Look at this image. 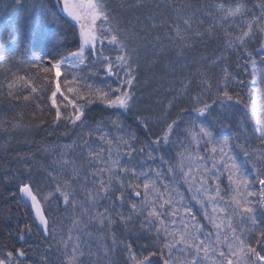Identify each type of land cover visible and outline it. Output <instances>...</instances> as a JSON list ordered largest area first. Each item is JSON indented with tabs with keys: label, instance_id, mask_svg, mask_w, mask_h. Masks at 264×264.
Returning a JSON list of instances; mask_svg holds the SVG:
<instances>
[{
	"label": "trees",
	"instance_id": "16d2710c",
	"mask_svg": "<svg viewBox=\"0 0 264 264\" xmlns=\"http://www.w3.org/2000/svg\"><path fill=\"white\" fill-rule=\"evenodd\" d=\"M106 2L115 16V22L119 24L121 38L132 53L133 63L137 66L133 88L135 103L131 112L120 115L125 127L135 132L137 137L133 141L137 149V153H133L134 166L139 168L142 164L146 165L147 171L148 167L155 168L160 164V152H156L155 160H150L147 159V148L143 154H138V150L142 144H151L153 139L162 136L167 124L172 121H177L179 127L174 129L173 143L167 146L164 155L175 158L180 143H188L184 129L196 117L192 108L195 103L193 97L197 95L200 96L197 106L205 103L211 105V115L196 118L205 120L217 139L232 136L233 151L239 154L240 159L244 157L235 137L245 129L253 149L264 147L257 139L259 133L256 131L258 126L253 111L254 102L258 104L259 97L255 94L249 97L245 87L251 86V64L246 61L251 54L260 62L258 50L264 49V33H257L256 38L249 41L246 48H226L229 39L238 36L241 30H246L250 16L221 22V13L215 7L217 3L222 2L228 6L236 0ZM259 2L260 0H247V7L255 8ZM12 3L13 0H0V43L3 44V48H0V258L7 259L8 251L15 253L17 249H23L25 259L19 261V264H64V249L60 246V241H68L70 230L73 241H69V245L75 241L76 235L80 237L79 243L84 253L80 257L82 264H130L128 245L132 246L138 256L147 255L153 249L158 250L154 232L149 233L141 228L143 217H134L124 225L113 210L115 222L111 231L101 228L95 222L88 223L87 228L84 223L74 227V219L78 218L87 223L88 217H81L79 208L74 211L71 205L65 206L63 198L56 191L57 184L61 175H70L72 161L76 167L81 168L83 174L88 173L89 168L85 161L88 148L83 145V141L87 140L94 150L107 148V145L101 144L98 136L88 135L89 131L96 129L97 121H103L100 127L113 139L120 135L109 119L116 118V110L104 109L102 105L95 104L88 106L90 111L86 108L84 126L73 127L63 120L58 125L54 123L55 109L52 108L49 97L55 90V84L46 82L43 74L38 73L33 64L40 63L38 57L42 51L59 58L60 54L66 55L68 51L75 50L79 43L78 29L63 16L55 0H23L22 5H17L15 10L11 7L5 8V5L11 6ZM41 4L45 5V11H41ZM255 14L259 15L258 8H255ZM189 17L191 27L184 24V20ZM39 25H43L40 39H32L29 43L25 37L32 38V29ZM177 26L181 29L184 41L176 35ZM9 31L16 33L17 41H9ZM197 32L203 35L198 36ZM107 47L111 49L107 54L115 59L118 50L112 46ZM21 55L24 63L17 59ZM221 56L224 58L216 64L212 63ZM225 67L233 77L244 81V84L233 82L232 91L233 95L243 91V105L227 110L220 105L223 97L217 96V86ZM100 71L102 73V69ZM14 74L35 80L41 92L34 101L16 102L7 97L5 81L13 79ZM81 74L97 86H116L118 83L115 77H107L105 74L93 76L88 69ZM52 79L54 80V76ZM202 79H207L213 87L205 90L200 84ZM186 84L188 88L184 90ZM182 90L184 94H181ZM61 101L63 97L58 95V104ZM37 103L42 106V110L37 108ZM68 110L70 109L62 107V111ZM137 116L148 120V133L137 124ZM66 145L71 147L66 148ZM152 147L155 149L156 146ZM200 147L205 149L207 145L201 144ZM121 148L122 163H127L128 157L123 155L124 146ZM62 153L70 162L68 165H63ZM104 154L106 156L107 152ZM247 167L251 171V164ZM54 176L56 179H53ZM221 182L227 198L230 189L226 175L221 177ZM22 183L30 184L40 200L44 215L49 221L48 235L36 227L28 206L19 198V185ZM88 186L91 187V180ZM259 188L258 183L253 186V190L258 191ZM181 191L187 195V189L182 182ZM49 193L52 194L51 197L45 200L44 197ZM76 198L85 200V193L81 191L80 185H76ZM110 204L111 201L108 200L99 201L96 208L92 209V214L96 211L103 212ZM122 210L125 215L131 211L127 203ZM197 218L202 224H207L202 213L198 212ZM85 232L91 235H86ZM21 236L22 247L19 242ZM252 241L255 242L254 235ZM68 251L71 252V247ZM151 260L154 264H162L158 255L151 257Z\"/></svg>",
	"mask_w": 264,
	"mask_h": 264
},
{
	"label": "snow or ice",
	"instance_id": "6c2138e0",
	"mask_svg": "<svg viewBox=\"0 0 264 264\" xmlns=\"http://www.w3.org/2000/svg\"><path fill=\"white\" fill-rule=\"evenodd\" d=\"M22 3L23 0H13L12 5H5V8L11 7L15 10ZM57 5L78 29L79 43L75 50L68 51L66 55L60 54L59 58L42 51L38 57L40 63L33 64L38 73L43 74L46 82L55 84V90L49 97L51 106L55 109L54 123L58 125L63 120L73 127L84 126L86 108L90 111L88 106L99 104L104 109L116 110V118L109 119L113 128L120 133L113 139L100 127L103 121H97L96 129L89 131L88 135L98 136L101 144L107 145V148L94 150L87 140L83 141V145L88 148L85 157L88 173L83 174L81 168L76 167L72 161L70 175L60 177L56 191L63 198L65 206L71 205L74 211L79 208L81 217H88L87 223L78 218L74 219V227L84 223L87 228L88 223L95 222L101 228L111 231L115 222L113 210L124 225L134 217H143L141 228L149 233L154 232L158 250L153 249L147 255L138 256L132 246L128 245L130 264H154L151 257L157 255L162 264H264V147L253 149L245 129L235 137L244 157L240 159L239 154L233 151L232 136L217 139L206 121L196 118L211 115V105L205 103L197 106L200 103V96L197 95L193 97L195 103L192 108L196 117L184 129L188 143H180L175 158L164 155L167 146L173 143L174 129L179 127L177 121H172L167 124L162 136L153 139L151 144H142L138 150V154H143L147 148V159L150 160H155L156 152H160V164L155 168L148 167L147 171L146 165L142 164L139 168L134 166L133 153H137V149L133 141L137 137L135 132L125 127L120 115L131 112L135 103L133 88L137 66L133 63L132 53L128 51L125 40L121 38L119 24L115 22V16L106 0H57ZM215 7L221 13V22L250 16L246 30H241L238 36L229 39L226 48H246L248 42L256 38L257 33H264V0H260L255 6L259 9V15L255 14V8L247 7V0H236L228 6L220 2ZM40 9L45 11V5L41 4ZM184 24L191 27V17L185 19ZM42 30L43 25L35 26L32 29L33 37L25 39L29 43L32 39L39 40ZM176 35L184 41L179 26L176 28ZM196 35L203 34L197 32ZM8 39L17 41L18 37L14 31H9ZM107 46L118 50L115 59L107 54L111 50ZM0 48H3L2 43ZM258 52L259 63L251 54L246 61L251 64V86L245 87L249 97L253 94L259 97V103L254 102L253 111L258 126L257 139L264 146V49H259ZM223 58L218 57L212 63L216 64ZM17 59L21 63L25 62L23 55ZM85 69L93 76L105 74L107 77H115L118 83L116 86H97L81 74ZM233 82L244 84L243 80L233 77L225 67L217 86V96L223 97L220 105L226 110L244 103L243 91L232 94ZM200 84L205 90L213 87L207 79H202ZM5 85L7 97L16 102L23 100L30 103L41 92L35 80L25 75L14 74L13 79L5 81ZM187 88L186 84L184 90ZM184 90L181 94H184ZM58 95L63 97L59 104ZM62 107L70 110L62 111ZM37 108L42 110L39 103ZM136 122L143 127L145 133L150 131L147 119L137 116ZM201 144L207 145V148L201 149ZM152 145L156 146L155 149ZM121 146H124L123 155L128 157L127 163H122ZM65 147L69 148L71 145ZM61 161L63 165L70 163L63 153ZM248 164L252 166L251 171ZM225 175L230 189L227 198L221 187V177ZM89 180L91 187L88 186ZM181 182L187 189V195L181 191ZM257 183L260 185L258 191L253 190ZM76 185H80L81 191L85 193V200L76 198ZM19 191L31 201L36 219L43 225L45 235H48L49 221L30 184L22 183ZM51 195L49 193L44 199H49ZM101 200L111 201V204L103 212L96 211L92 214V209ZM125 203L131 209L127 215L122 210ZM198 212L202 213L207 224H202L197 218ZM54 231L53 229V233ZM85 234L91 235L89 232ZM79 240V235H76L75 241L69 245V241H73L70 230L68 241H60V246L64 249V264H82L80 257L84 253ZM25 255L23 249H17L15 253L8 251L7 259L0 258V264H19L20 258Z\"/></svg>",
	"mask_w": 264,
	"mask_h": 264
},
{
	"label": "water",
	"instance_id": "95a60500",
	"mask_svg": "<svg viewBox=\"0 0 264 264\" xmlns=\"http://www.w3.org/2000/svg\"><path fill=\"white\" fill-rule=\"evenodd\" d=\"M19 197H20V200L27 206H29L30 208V211H31V214H32V219L34 221V224L37 226V228L41 231H44V227L43 225H41L39 223V221L36 219V216H35V213L33 211V208H32V203L30 200H28L27 198L23 197L22 194L19 192ZM20 242H23V239L20 238L19 240ZM20 260H24V257H21Z\"/></svg>",
	"mask_w": 264,
	"mask_h": 264
},
{
	"label": "bare ground",
	"instance_id": "6f19581e",
	"mask_svg": "<svg viewBox=\"0 0 264 264\" xmlns=\"http://www.w3.org/2000/svg\"><path fill=\"white\" fill-rule=\"evenodd\" d=\"M56 1V3H57V0H55ZM58 6V5H57ZM59 7V6H58ZM60 8V7H59ZM60 10H61V8H60ZM61 12H62V10H61ZM63 14V13H62ZM63 16H64V14H63ZM67 20H68V18L66 17V16H64ZM69 21V20H68ZM69 22H71V21H69ZM72 24H74L73 22H71ZM21 238V237H20ZM20 240V239H19ZM20 242V241H19ZM20 247H22V242H20Z\"/></svg>",
	"mask_w": 264,
	"mask_h": 264
}]
</instances>
